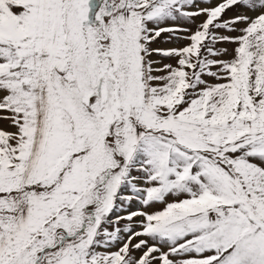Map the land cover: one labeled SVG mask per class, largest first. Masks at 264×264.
<instances>
[{
  "label": "snow or ice",
  "instance_id": "6c2138e0",
  "mask_svg": "<svg viewBox=\"0 0 264 264\" xmlns=\"http://www.w3.org/2000/svg\"><path fill=\"white\" fill-rule=\"evenodd\" d=\"M0 122V264H264V0H0Z\"/></svg>",
  "mask_w": 264,
  "mask_h": 264
},
{
  "label": "rangeland",
  "instance_id": "374dc122",
  "mask_svg": "<svg viewBox=\"0 0 264 264\" xmlns=\"http://www.w3.org/2000/svg\"><path fill=\"white\" fill-rule=\"evenodd\" d=\"M235 11H236V9H232L231 11L226 12L224 14V17L225 18L230 17ZM165 35H162L160 38H158L157 41L152 46L153 47H160V48H165L166 49V48H170V47L179 46L180 44L183 43V41L177 42L175 40H172L170 42H165ZM220 46H226L229 49H231L233 47L231 44H228V45H217V47H220ZM6 123L7 122H0V124H3V125H6ZM170 199H171V197H170ZM134 207H135V205H134ZM157 207H160V205H157ZM122 223H123V221H122Z\"/></svg>",
  "mask_w": 264,
  "mask_h": 264
}]
</instances>
